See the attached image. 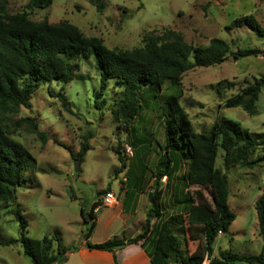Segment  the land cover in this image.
Returning <instances> with one entry per match:
<instances>
[{
  "label": "rangeland",
  "instance_id": "obj_1",
  "mask_svg": "<svg viewBox=\"0 0 264 264\" xmlns=\"http://www.w3.org/2000/svg\"><path fill=\"white\" fill-rule=\"evenodd\" d=\"M29 1L0 0V22L7 24L24 14L35 22L68 21L85 36L102 39L110 49L143 47L150 37L175 31L194 46H207L218 37L229 42L232 50H264V35L248 26L233 25L236 19L254 15L264 28V0H104L103 12L97 10L98 0H53L44 9L28 8ZM72 62V81L43 83L32 95L29 107L8 106L5 110L6 133L21 143L35 161L26 170V182L18 187L15 198L0 200V240L20 238L19 222L12 213L16 203L28 220L29 237L42 239L59 234L63 246H76L84 239L87 228L81 208L88 212L96 200H103L95 214L104 221L92 239H105L112 232L105 225L109 213L104 212L109 207L104 205L103 196L108 191L117 194L121 203L126 197L130 205L137 200L136 217L122 235L131 239L140 234L151 208L149 193L154 188L156 165L164 151L162 104L169 95H176L195 133L209 132L220 117H225L257 137L258 145L249 155L250 161L258 162L254 167L240 163L226 168L224 150L218 149L215 166L227 175L228 204L236 219L224 236L217 237L208 254L212 263L221 260L223 253L260 254L264 238L259 233L255 204L264 191V86L256 114L222 105L264 76V54L240 59L230 55L220 64L184 72L180 85L167 80L145 88L140 95L138 115L128 130L118 112L124 99L123 86L110 80L102 95L94 57L78 55ZM62 98L67 105H63ZM25 118L30 121H24ZM31 122L46 133L45 143L33 132ZM84 141H88L90 148L77 168L66 147L78 153ZM178 161L172 174L161 179L162 215L152 221L154 230L142 240L149 252L154 249L155 228L168 216L183 210L195 189H202L212 201L205 187L184 188L188 163L180 157ZM116 208L122 206L113 209ZM118 225L119 220L115 223ZM178 235L185 254L205 246L203 234L190 226ZM22 250L20 242L0 244V264H33Z\"/></svg>",
  "mask_w": 264,
  "mask_h": 264
},
{
  "label": "trees",
  "instance_id": "obj_2",
  "mask_svg": "<svg viewBox=\"0 0 264 264\" xmlns=\"http://www.w3.org/2000/svg\"><path fill=\"white\" fill-rule=\"evenodd\" d=\"M53 0H30L28 8L44 9ZM104 0H98L97 10L103 12ZM234 26H248L264 35V28L254 15L236 19ZM264 54L259 48L232 50L229 42L214 37L207 46H194L175 31H166L160 36H152L143 47L132 50L110 49L98 37H87L68 21L52 23L48 19L32 21L27 15L12 18L11 22H0V200L15 198L16 190L26 182L25 172L35 161L30 152L19 142L8 136L4 127V114L8 106H30V99L43 83L73 80V60L76 56H93L100 75V93L103 95L110 80H115L124 88V99L118 110L126 129L132 127L141 105L140 95L152 85H162L167 80L180 85L181 75L195 67H209L222 63L228 56L240 59ZM264 86V76L228 98L222 107H241L248 114H256L257 101ZM63 105L67 101L62 98ZM164 118L165 145L155 172L153 191L149 193L151 208L148 210L143 231L126 239L115 235L103 242L89 241L96 224L95 211L103 200H96L88 212L81 208L84 223L85 246L89 249L113 251L127 243L146 240L154 230L152 221L162 215L163 189L161 179L173 172L179 157L188 163L185 172V187L201 186L209 190L212 201L202 189H195L185 202L183 210L162 220L152 239L154 249L149 252L152 264H202L205 254L212 252V245L218 232L226 233L236 219V214L228 204V178L216 168L218 149L224 150V166L237 164L254 167L257 160H249L251 151L258 145L255 135L238 122L220 117L207 133H195L191 122L176 95H169L162 104ZM30 121L25 118L24 121ZM32 125L33 132L45 143L46 133ZM264 143V141H263ZM66 147V146H65ZM77 168L81 167L90 148L84 141L78 153L68 147ZM259 233L264 238V191L256 204ZM19 222L20 238L2 239L0 244L13 245L20 242L23 254L33 264H63L69 254L78 246L65 247L59 234L45 235L42 239L31 238L28 220L18 204L12 211ZM199 230L204 236L205 246H198L191 254L180 247L179 232ZM221 260L213 264H264V247L258 255H236L223 253Z\"/></svg>",
  "mask_w": 264,
  "mask_h": 264
},
{
  "label": "crops",
  "instance_id": "obj_3",
  "mask_svg": "<svg viewBox=\"0 0 264 264\" xmlns=\"http://www.w3.org/2000/svg\"><path fill=\"white\" fill-rule=\"evenodd\" d=\"M116 197L118 199L117 203L107 206L109 208L107 209V212H104L105 214L109 213V215H106V230L112 228V232L107 235L105 239L93 241L92 238L96 230L100 227L102 220L104 221V219L100 218L97 214V224L91 237L89 238L90 242L100 243L115 235L119 236L123 233H126L130 227L129 224L136 217L134 213L137 212V208L135 207L137 200H135L130 205L128 202H126L127 197L124 203L120 202L117 194ZM117 206H122V208L113 209ZM117 220L120 221V225H118V227L115 226ZM224 235L225 233L218 234L217 237ZM85 243L86 239L80 240V242L76 245L78 248L69 254L68 260L63 264H152L146 243L142 240L136 243H127V245L124 247L115 249L113 251L89 249L85 246Z\"/></svg>",
  "mask_w": 264,
  "mask_h": 264
},
{
  "label": "built area",
  "instance_id": "obj_4",
  "mask_svg": "<svg viewBox=\"0 0 264 264\" xmlns=\"http://www.w3.org/2000/svg\"><path fill=\"white\" fill-rule=\"evenodd\" d=\"M103 199H104L105 206L116 204L118 200L116 197V194L113 191H108L106 194H104ZM218 234H223V232L219 231ZM202 264H213L211 262L208 252L205 254Z\"/></svg>",
  "mask_w": 264,
  "mask_h": 264
}]
</instances>
